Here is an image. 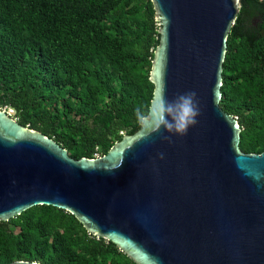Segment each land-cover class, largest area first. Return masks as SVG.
I'll use <instances>...</instances> for the list:
<instances>
[{
  "label": "water",
  "instance_id": "obj_1",
  "mask_svg": "<svg viewBox=\"0 0 264 264\" xmlns=\"http://www.w3.org/2000/svg\"><path fill=\"white\" fill-rule=\"evenodd\" d=\"M151 1L153 99L195 91L198 123L184 136L141 125L106 155L75 159L0 106V222L47 205L136 264H264V151L241 149V124L220 105L242 0Z\"/></svg>",
  "mask_w": 264,
  "mask_h": 264
},
{
  "label": "trees",
  "instance_id": "obj_2",
  "mask_svg": "<svg viewBox=\"0 0 264 264\" xmlns=\"http://www.w3.org/2000/svg\"><path fill=\"white\" fill-rule=\"evenodd\" d=\"M160 43L151 0H0V106L71 157L106 155L141 124ZM221 107L245 153L264 151V0H242L223 71ZM136 264L75 216L36 206L0 222V264Z\"/></svg>",
  "mask_w": 264,
  "mask_h": 264
},
{
  "label": "clouds",
  "instance_id": "obj_3",
  "mask_svg": "<svg viewBox=\"0 0 264 264\" xmlns=\"http://www.w3.org/2000/svg\"><path fill=\"white\" fill-rule=\"evenodd\" d=\"M135 117L141 125H147L153 133L161 129L169 134L184 136L190 127L198 123L201 114L195 91L178 94L169 100L166 91L154 98L150 105H139L135 108ZM171 141V136H164ZM163 159V154H160Z\"/></svg>",
  "mask_w": 264,
  "mask_h": 264
},
{
  "label": "rangeland",
  "instance_id": "obj_4",
  "mask_svg": "<svg viewBox=\"0 0 264 264\" xmlns=\"http://www.w3.org/2000/svg\"><path fill=\"white\" fill-rule=\"evenodd\" d=\"M9 113H10L12 116L15 115V111H13V110H9Z\"/></svg>",
  "mask_w": 264,
  "mask_h": 264
}]
</instances>
